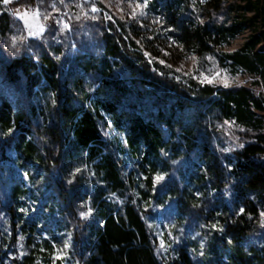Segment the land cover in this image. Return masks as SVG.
<instances>
[{"label": "trees", "instance_id": "1", "mask_svg": "<svg viewBox=\"0 0 264 264\" xmlns=\"http://www.w3.org/2000/svg\"><path fill=\"white\" fill-rule=\"evenodd\" d=\"M12 5L45 30L28 36L0 0V264H249L243 243L264 234V101L251 85L202 83L144 51L170 39L204 68L264 78L262 1L155 0L163 29L150 33L92 12L95 45L78 36L77 15L65 31L52 0ZM172 213L202 245L181 234L164 251L153 219Z\"/></svg>", "mask_w": 264, "mask_h": 264}, {"label": "rangeland", "instance_id": "2", "mask_svg": "<svg viewBox=\"0 0 264 264\" xmlns=\"http://www.w3.org/2000/svg\"><path fill=\"white\" fill-rule=\"evenodd\" d=\"M81 1L82 0H63V3H61V0H52V9L54 13L58 14V23L65 31L70 29V22L64 17H68L71 14L77 15L76 18H78L80 23L79 30H76L78 36H86L88 41L92 42L93 45H95L96 40L91 36L92 25L84 23L92 18L94 12H101L104 22L115 20V18L120 21H126V23L137 21L140 26H145V28L143 26V29H145L147 33H150L153 29H163L162 14H159L155 10V0H147L146 7H143L145 0H90L91 4L86 10L81 6ZM191 1L194 6L206 3V0ZM236 1L242 5L248 0ZM261 1L264 4V0ZM2 4L7 5L10 11L17 18L22 20L23 28L26 29L28 36L38 37L44 32L45 23L39 20L36 11L31 13L23 7H14L12 5V0H10L8 4L3 3L2 0ZM137 4L142 5V7H136ZM93 8L97 10L93 11ZM141 13H143V15H141ZM252 13V11L245 12L244 18H248ZM41 29L43 30L41 31ZM254 30L255 28L247 25L241 33L230 40L228 45H223L221 48L229 52L238 49ZM263 44L264 42L259 44L258 48ZM144 55L146 57H152V60H158V62L163 61V63L173 67L179 74L192 75L200 82L204 77H208L212 79V83H219L224 86L226 82L228 85L227 87L251 85L255 93L264 101V78H260L258 75L252 74L236 65L227 64L218 66L216 64L204 68V66H200L197 63V58L194 55L187 54L181 48H177L170 39L163 43H160V41L156 42L154 51L152 53L144 51ZM3 74L4 69L0 67V85L2 84ZM203 83L208 82L205 81ZM7 96L12 105L17 104L18 92L8 91ZM262 113H264V111H262ZM157 175L160 174L155 173V177H157ZM194 194L196 195L195 192ZM261 213H264V204ZM172 215L174 219H172L171 222L160 216H156L153 219L155 231L164 251H167L168 248L171 247L172 237L179 238L181 234L185 237L188 246L192 250L194 246L196 248L197 245H202L198 237L197 229H195L193 225L184 228L183 223L186 221L185 214L177 215L176 213H172ZM260 228L264 230V216L262 215ZM243 250L244 255L250 259L249 264H264V234L261 229L254 230L247 238L246 242L243 243Z\"/></svg>", "mask_w": 264, "mask_h": 264}, {"label": "snow or ice", "instance_id": "3", "mask_svg": "<svg viewBox=\"0 0 264 264\" xmlns=\"http://www.w3.org/2000/svg\"><path fill=\"white\" fill-rule=\"evenodd\" d=\"M9 2H10V0H3V3H5V4H8ZM61 3H63V0H61ZM146 6H147V0H145V3H144V5H143V7H146ZM136 7H142V5L137 4ZM96 10H97V9L93 8V11H96ZM141 15H143V13H141ZM21 18H23V17H21ZM42 30H43V29H41V31H42ZM161 63H163V61H161ZM205 81H207L208 83H212V79H209L208 77H204V79H203L201 82L203 83V82H205ZM224 86H225V87L228 86L226 82H225ZM78 171H79V170H78ZM163 179H164V177H163L162 175H157V177H156V180H157V181H160V180H163ZM241 211H243V209H241ZM261 215L264 216V213H261ZM220 230L222 231V229H220ZM201 255H203V253H201Z\"/></svg>", "mask_w": 264, "mask_h": 264}, {"label": "water", "instance_id": "4", "mask_svg": "<svg viewBox=\"0 0 264 264\" xmlns=\"http://www.w3.org/2000/svg\"><path fill=\"white\" fill-rule=\"evenodd\" d=\"M82 1H87V0H82Z\"/></svg>", "mask_w": 264, "mask_h": 264}]
</instances>
